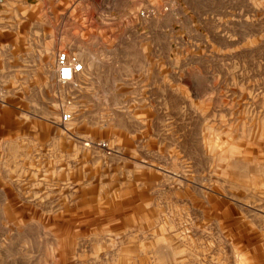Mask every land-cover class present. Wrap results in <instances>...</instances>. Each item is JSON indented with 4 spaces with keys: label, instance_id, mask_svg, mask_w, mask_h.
<instances>
[{
    "label": "rangeland",
    "instance_id": "obj_1",
    "mask_svg": "<svg viewBox=\"0 0 264 264\" xmlns=\"http://www.w3.org/2000/svg\"><path fill=\"white\" fill-rule=\"evenodd\" d=\"M152 1L132 27L0 0V264H264V0ZM215 29L246 35L229 61Z\"/></svg>",
    "mask_w": 264,
    "mask_h": 264
},
{
    "label": "built area",
    "instance_id": "obj_2",
    "mask_svg": "<svg viewBox=\"0 0 264 264\" xmlns=\"http://www.w3.org/2000/svg\"><path fill=\"white\" fill-rule=\"evenodd\" d=\"M115 0H97V11L101 23H110L119 17L111 7ZM172 2L155 4L152 0H141L136 4V8L132 12L123 16H131L137 27H144L150 20H161L166 13L172 11ZM108 9L102 12L104 7ZM116 18V19H115ZM53 75L55 81L60 84H67L74 89L81 88L83 79L86 76V66L84 61L76 55L69 46H61L55 51L53 57ZM73 116L70 112H63L60 115V122L66 124L72 120ZM98 146L108 148L106 143H97Z\"/></svg>",
    "mask_w": 264,
    "mask_h": 264
},
{
    "label": "crops",
    "instance_id": "obj_3",
    "mask_svg": "<svg viewBox=\"0 0 264 264\" xmlns=\"http://www.w3.org/2000/svg\"><path fill=\"white\" fill-rule=\"evenodd\" d=\"M19 1L21 2L22 5L27 4V3H29L30 5L33 4V0H19ZM119 1L124 4L123 10H122V8L119 9V10H122V12H120L119 10L116 9V3L112 4L111 7L114 9L116 15H118V16L120 15L119 17L122 16V18H118V19L115 18L116 20H113L110 22L111 25L114 23H117L119 21L124 20V21L130 23L131 25H133L132 27H134L135 22L133 21L131 16L130 15L129 16H123V15H126L127 13L132 12V10H134L136 8V4L141 0H119ZM126 7H128V8H126ZM102 10H103L102 12H106L107 10H109L108 6L104 7V9H102ZM122 23H125V22H122ZM151 23H154V22L150 21L149 23H147V25L148 24L150 25ZM192 25H194V24L192 23ZM159 29H160L159 31L164 30L163 27H161ZM216 29L214 31H212L211 33L208 32L207 35H205V38H206L207 43H208V48H209L210 52H216L215 50H217V52H220L222 54V56L226 57V59L229 61L230 56L233 55V52H235V50H238V49L241 50L242 47L245 46L244 44H245L246 35L245 34L241 35L240 33H230L228 31H218ZM119 31H120V29H116L114 27H111V31L107 32V33L110 34L112 39H114V38L115 39H121V38L115 37L113 34V33H115L116 36H118ZM144 34H146L144 37H150V35H151V33L149 31H145ZM136 35H137V32H133V30H132L131 34L128 33V34L124 35V37L127 36V38H130V37H135ZM219 39L222 40L221 44H219V42H218ZM241 39L244 40L243 43L241 41H239Z\"/></svg>",
    "mask_w": 264,
    "mask_h": 264
}]
</instances>
